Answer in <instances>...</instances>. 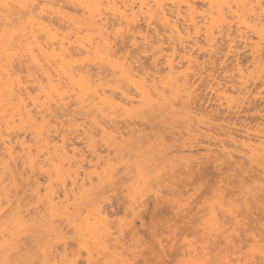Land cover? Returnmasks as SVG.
Wrapping results in <instances>:
<instances>
[{
	"label": "snow or ice",
	"instance_id": "snow-or-ice-1",
	"mask_svg": "<svg viewBox=\"0 0 264 264\" xmlns=\"http://www.w3.org/2000/svg\"><path fill=\"white\" fill-rule=\"evenodd\" d=\"M193 77H215L230 109L264 101V0H0V264H264V127L259 150L245 144L229 164L241 195L217 186L186 213L195 258L157 246L155 227L121 250L137 217L120 216L114 195L162 198L164 177L143 164V132L115 122L152 121L163 146L168 129L205 119ZM254 214L259 228H245Z\"/></svg>",
	"mask_w": 264,
	"mask_h": 264
},
{
	"label": "bare ground",
	"instance_id": "bare-ground-1",
	"mask_svg": "<svg viewBox=\"0 0 264 264\" xmlns=\"http://www.w3.org/2000/svg\"><path fill=\"white\" fill-rule=\"evenodd\" d=\"M147 2L154 3L156 0H147ZM192 3L203 5L205 0H192ZM179 27L186 28L187 25L180 20ZM235 55L242 59V66L246 69L250 54L241 50ZM193 80L196 82L194 87L199 86L196 88L197 97L194 99L193 106L205 119H196L188 123L182 121V126L168 129L163 146L154 145L155 136L149 140V133L154 127L152 121L146 125L143 121L118 119L115 122L116 128L124 136L135 135L140 138L143 132V164L146 169L160 172L164 177L163 183L158 186L162 198L149 195L136 201L123 188L114 195L116 211L120 216L127 214L131 208H135L137 217L133 221L134 228H126L121 234V240L124 242L121 250L126 248L131 253L142 243V239L148 238L146 233L155 227L160 233L155 241L157 246L162 240L168 244L170 255L176 259L195 258L197 255L195 247L189 250L185 246L184 239L187 237L188 240L195 241L196 245H199V240H196V229L185 230L186 213L190 206L196 201L200 204L205 203V199L211 197L213 190L221 185L225 186L229 200H235L241 195L240 191L233 187V184L238 181H232L231 172L235 169H230L229 164L238 159H244L237 149L247 151L244 148L245 144L259 150L261 139L259 130L264 127L262 123L264 122V101L256 99L253 95L250 101L241 105L239 110L230 109L227 102L220 103L221 97L216 92L219 81L215 77L212 80L193 77ZM224 87L228 89L227 84ZM252 89L258 93L256 81L253 82ZM228 91L231 92L232 89ZM155 126L163 127L159 123ZM11 143L15 144L16 141L13 140ZM76 144H80L79 139L76 140ZM4 156L3 140L0 139V160H3ZM15 166L13 164V167ZM84 183L85 181L80 179L79 184ZM87 186L91 187V184ZM2 188L3 184H0V189ZM83 191L84 189L80 187L76 188L78 195ZM71 192L72 189L69 188V194ZM108 209L109 212L113 211L111 204L108 205ZM219 215L223 218L224 213L221 211ZM111 218L116 219L114 212ZM244 227L258 229V215L245 217ZM17 238L23 240L25 237L20 234ZM2 241L3 237L0 236V242Z\"/></svg>",
	"mask_w": 264,
	"mask_h": 264
}]
</instances>
